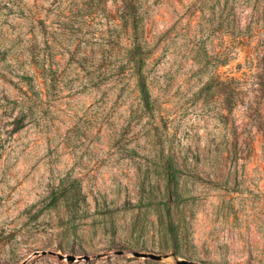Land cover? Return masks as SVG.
I'll return each instance as SVG.
<instances>
[{"label":"rangeland","instance_id":"1","mask_svg":"<svg viewBox=\"0 0 264 264\" xmlns=\"http://www.w3.org/2000/svg\"><path fill=\"white\" fill-rule=\"evenodd\" d=\"M178 260L264 264V0H0V264Z\"/></svg>","mask_w":264,"mask_h":264},{"label":"water","instance_id":"2","mask_svg":"<svg viewBox=\"0 0 264 264\" xmlns=\"http://www.w3.org/2000/svg\"><path fill=\"white\" fill-rule=\"evenodd\" d=\"M135 257H147L146 255H143V254H139V253H135L134 254ZM151 259H154V260H159L160 257L158 256H149ZM64 257L61 256V259H63ZM81 259V258H79ZM85 259H88L87 257ZM66 260L69 261V262H74L76 260V258L74 256H67L66 257ZM176 264H199L197 262H193V261H186V260H178Z\"/></svg>","mask_w":264,"mask_h":264},{"label":"trees","instance_id":"3","mask_svg":"<svg viewBox=\"0 0 264 264\" xmlns=\"http://www.w3.org/2000/svg\"><path fill=\"white\" fill-rule=\"evenodd\" d=\"M139 90H140V93H141V95H142V97H143V99H144V101L145 102H147L148 100V94H147V91H146V87H145V85L144 84H141L140 86H139Z\"/></svg>","mask_w":264,"mask_h":264}]
</instances>
